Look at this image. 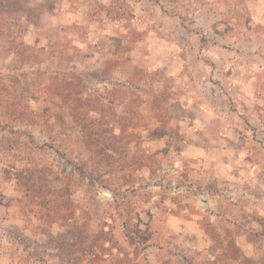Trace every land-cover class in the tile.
<instances>
[{"label":"rangeland","instance_id":"obj_1","mask_svg":"<svg viewBox=\"0 0 264 264\" xmlns=\"http://www.w3.org/2000/svg\"><path fill=\"white\" fill-rule=\"evenodd\" d=\"M0 264H264V0H0Z\"/></svg>","mask_w":264,"mask_h":264},{"label":"trees","instance_id":"obj_2","mask_svg":"<svg viewBox=\"0 0 264 264\" xmlns=\"http://www.w3.org/2000/svg\"><path fill=\"white\" fill-rule=\"evenodd\" d=\"M81 169H82V167H81ZM91 179L93 178V177H90Z\"/></svg>","mask_w":264,"mask_h":264}]
</instances>
